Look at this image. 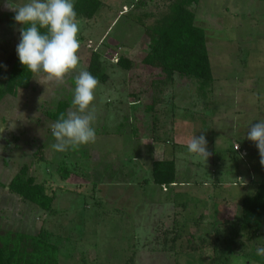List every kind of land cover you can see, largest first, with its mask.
I'll list each match as a JSON object with an SVG mask.
<instances>
[{"label": "rangeland", "instance_id": "1", "mask_svg": "<svg viewBox=\"0 0 264 264\" xmlns=\"http://www.w3.org/2000/svg\"><path fill=\"white\" fill-rule=\"evenodd\" d=\"M100 1L93 20L79 21L78 68L63 81L37 73L28 90L0 103V228L47 231L59 264H131L132 257L133 264H258L249 255L264 257V227L253 237L238 230L241 199L264 182L260 152L246 138L264 119V1L200 0L195 25L205 31L214 82L202 95L196 81L176 75L135 99L117 60L142 58L144 28L169 1ZM14 15L0 0L4 74L19 41ZM92 52L108 76L91 106L96 139L58 153L46 113L59 101L72 109L73 78L87 71ZM192 135L205 137L207 158L188 152ZM38 150L44 161L35 159ZM166 159L176 161L178 178L167 189L152 184L150 172L152 161ZM24 164L37 183L56 187L54 213L8 193Z\"/></svg>", "mask_w": 264, "mask_h": 264}, {"label": "trees", "instance_id": "2", "mask_svg": "<svg viewBox=\"0 0 264 264\" xmlns=\"http://www.w3.org/2000/svg\"><path fill=\"white\" fill-rule=\"evenodd\" d=\"M168 1L166 11L153 24L144 28L143 35L147 42L142 58L132 60L121 56L117 60V66L127 73L128 96L131 99L143 94L154 95L157 90L171 84L176 75L196 81L197 89L202 95L214 82L205 31L195 25L196 8L200 0ZM101 6L100 0L74 2L79 21L93 20ZM87 71L99 83H106L108 80L96 52H92L90 56ZM35 75L28 72L15 55L8 74H4L0 67V103L6 97H17L19 90H28ZM155 104L156 101L147 105L145 111L153 112ZM68 109V102L59 101L46 116L55 122ZM35 159L44 161L40 150ZM62 172V178L67 179L69 172L63 169ZM150 172L151 182L156 186L167 189L178 182L174 159L152 161ZM147 182L148 180H144L142 184ZM7 191L22 204H32L43 212L54 213L56 187L47 182L37 183L26 164L11 179ZM240 205L242 215L238 232L253 237L264 227V182L257 183L254 194L243 197ZM59 252V247L50 241L49 233L43 229L36 235H28L0 228V264H59ZM132 253L131 256L135 258V250ZM249 259L264 264V257L258 254L249 255ZM129 260L133 264V257Z\"/></svg>", "mask_w": 264, "mask_h": 264}, {"label": "clouds", "instance_id": "3", "mask_svg": "<svg viewBox=\"0 0 264 264\" xmlns=\"http://www.w3.org/2000/svg\"><path fill=\"white\" fill-rule=\"evenodd\" d=\"M4 9L15 13L20 25L16 55L30 73L48 80L63 81L78 68L80 23L74 0H2ZM72 109L62 114L52 125L53 148L58 153L93 143L96 114L92 109L98 79L86 70L73 78ZM41 98V97H40ZM260 152L264 163V119L247 128V137ZM187 150L207 158V142L203 135H192ZM264 252V250H261Z\"/></svg>", "mask_w": 264, "mask_h": 264}, {"label": "built area", "instance_id": "4", "mask_svg": "<svg viewBox=\"0 0 264 264\" xmlns=\"http://www.w3.org/2000/svg\"><path fill=\"white\" fill-rule=\"evenodd\" d=\"M234 150H235V151H237V150H238L237 146H235V147H234Z\"/></svg>", "mask_w": 264, "mask_h": 264}]
</instances>
